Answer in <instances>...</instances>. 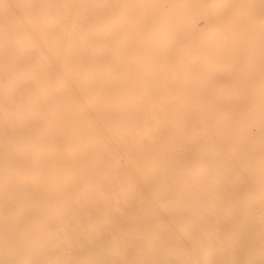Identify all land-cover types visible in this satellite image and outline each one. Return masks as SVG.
<instances>
[{
	"label": "bare ground",
	"instance_id": "1",
	"mask_svg": "<svg viewBox=\"0 0 264 264\" xmlns=\"http://www.w3.org/2000/svg\"><path fill=\"white\" fill-rule=\"evenodd\" d=\"M0 264H264V0H0Z\"/></svg>",
	"mask_w": 264,
	"mask_h": 264
}]
</instances>
